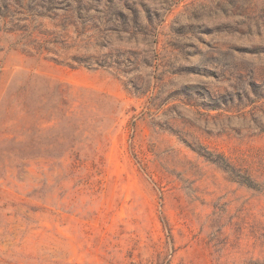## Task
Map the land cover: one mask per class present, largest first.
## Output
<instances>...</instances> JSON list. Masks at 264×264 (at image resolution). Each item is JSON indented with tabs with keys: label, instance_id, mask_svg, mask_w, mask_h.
I'll return each mask as SVG.
<instances>
[{
	"label": "rangeland",
	"instance_id": "obj_1",
	"mask_svg": "<svg viewBox=\"0 0 264 264\" xmlns=\"http://www.w3.org/2000/svg\"><path fill=\"white\" fill-rule=\"evenodd\" d=\"M0 264H264V0H0Z\"/></svg>",
	"mask_w": 264,
	"mask_h": 264
}]
</instances>
